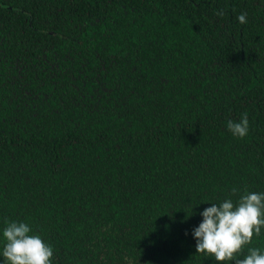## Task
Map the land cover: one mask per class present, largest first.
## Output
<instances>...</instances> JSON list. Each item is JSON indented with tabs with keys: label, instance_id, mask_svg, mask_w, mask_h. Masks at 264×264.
Listing matches in <instances>:
<instances>
[{
	"label": "trees",
	"instance_id": "obj_1",
	"mask_svg": "<svg viewBox=\"0 0 264 264\" xmlns=\"http://www.w3.org/2000/svg\"><path fill=\"white\" fill-rule=\"evenodd\" d=\"M245 189L264 192V0H0V264L11 221L51 264H225L192 230Z\"/></svg>",
	"mask_w": 264,
	"mask_h": 264
},
{
	"label": "clouds",
	"instance_id": "obj_2",
	"mask_svg": "<svg viewBox=\"0 0 264 264\" xmlns=\"http://www.w3.org/2000/svg\"><path fill=\"white\" fill-rule=\"evenodd\" d=\"M216 14L225 13L220 10ZM237 21L246 24L247 13H241ZM227 129L234 137H245L249 132L247 113L238 122L228 120ZM237 191L232 189L233 193ZM200 215L202 221L192 230L196 253L212 256L225 264H264V252L258 248H248L247 255L239 258L253 236H259L264 229V192L245 189L237 202L225 199L219 204L211 203ZM30 233L32 228L24 222H6L2 256L7 264H51L52 246L38 234Z\"/></svg>",
	"mask_w": 264,
	"mask_h": 264
}]
</instances>
